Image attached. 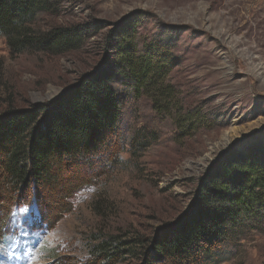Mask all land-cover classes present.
<instances>
[{
    "label": "rangeland",
    "instance_id": "374dc122",
    "mask_svg": "<svg viewBox=\"0 0 264 264\" xmlns=\"http://www.w3.org/2000/svg\"><path fill=\"white\" fill-rule=\"evenodd\" d=\"M132 21L138 44L158 41L170 52L175 103L202 126L182 136L173 116L115 82L124 95L117 148L81 166L62 160L47 182L0 184L2 264H142L130 253L101 262L89 252L100 235L152 241L193 205L210 168L264 147V0H58L35 29L80 24L89 36L59 55L15 54L0 36V117L59 97L105 62L106 35ZM140 129L151 135L145 149L130 145ZM242 229L208 264H264V227Z\"/></svg>",
    "mask_w": 264,
    "mask_h": 264
},
{
    "label": "trees",
    "instance_id": "16d2710c",
    "mask_svg": "<svg viewBox=\"0 0 264 264\" xmlns=\"http://www.w3.org/2000/svg\"><path fill=\"white\" fill-rule=\"evenodd\" d=\"M57 2L0 0V36L12 52L59 55L81 45L89 36L87 25L44 32L35 29L39 16L51 12ZM104 47L103 66L71 85L57 102L0 117V184L25 187L31 177L47 182L52 168L62 160L81 166L95 153L117 148L124 95L112 86L115 82L133 98L148 99L156 113L173 116L182 136L194 125L202 126L194 111L184 112L175 103V90L167 81L173 66L170 52L158 41L138 44L135 22L110 31ZM142 130L134 134L131 146L142 144L145 149L152 143L151 135ZM21 140L28 142V150ZM111 160L109 155L107 162ZM194 196L190 213L154 243L139 237L127 241L117 235H100L103 238L94 239L99 242L91 247L90 257L108 262L130 253L142 264H208L220 258V249L233 248L244 226L264 227V147L231 154L210 168Z\"/></svg>",
    "mask_w": 264,
    "mask_h": 264
},
{
    "label": "water",
    "instance_id": "95a60500",
    "mask_svg": "<svg viewBox=\"0 0 264 264\" xmlns=\"http://www.w3.org/2000/svg\"><path fill=\"white\" fill-rule=\"evenodd\" d=\"M104 64V63H103ZM103 64L102 65H99L98 67H96L91 73H94L95 71H97L98 69H100L102 66H103ZM85 76H87V74H85L82 78H84ZM81 78V79H82ZM80 79V80H81ZM79 80V81H80ZM73 86H76V85H73ZM72 88V86H69V87H67L63 92H62V94L59 96V97H57L56 99H54V100H51L48 104L49 105H51V104H54L55 102H57V100H59L60 98H62V96L66 93V92H68L70 89ZM40 106H42V105H35L34 106V110H38L39 108H40ZM192 208H193V205L187 210V211H185L175 222H173L172 224H170V225H166V226H163V227H161V228H158V230L156 231V234H155V236L153 237V240H152V242L154 243L167 229H169V227L171 226V225H173V224H175V223H177V222H179L180 220H182L185 216H187V214H189L190 213V211L192 210Z\"/></svg>",
    "mask_w": 264,
    "mask_h": 264
},
{
    "label": "snow or ice",
    "instance_id": "6c2138e0",
    "mask_svg": "<svg viewBox=\"0 0 264 264\" xmlns=\"http://www.w3.org/2000/svg\"><path fill=\"white\" fill-rule=\"evenodd\" d=\"M25 215H27V212H25ZM0 264H2V262H0Z\"/></svg>",
    "mask_w": 264,
    "mask_h": 264
}]
</instances>
